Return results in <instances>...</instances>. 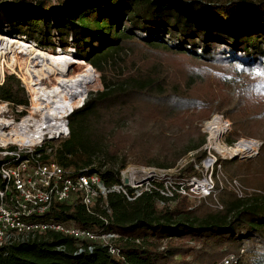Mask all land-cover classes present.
Masks as SVG:
<instances>
[{"label":"trees","instance_id":"obj_1","mask_svg":"<svg viewBox=\"0 0 264 264\" xmlns=\"http://www.w3.org/2000/svg\"><path fill=\"white\" fill-rule=\"evenodd\" d=\"M0 5L11 24L9 34L53 53L58 42L88 57L105 45L121 50L126 35L145 45L148 77L138 85L121 81L91 91L68 115L70 135L48 140L43 159L75 173L98 172L110 184L130 162L174 167L202 147L205 134L197 121L218 110L232 121L229 142L263 141L256 160L264 162V0H0ZM55 56L75 61L63 51ZM76 59L89 77L77 72L63 81L71 99L87 84L89 91L107 78L97 59ZM238 76L244 79L241 86L228 95L223 90ZM0 99L29 104L14 74L0 85ZM203 155L200 149L196 158ZM194 173L189 162L177 177ZM226 192L218 194L222 208L205 200L194 206L186 196L169 198L156 190L132 201L110 193L97 200L93 212L79 201L58 202L47 219L116 232L120 238L113 246L119 253L98 244L91 253L75 254L74 239L48 231L0 247V264H210L224 244L240 250L250 239L261 246L250 264H264V193L239 197L229 191L231 197Z\"/></svg>","mask_w":264,"mask_h":264},{"label":"built area","instance_id":"obj_2","mask_svg":"<svg viewBox=\"0 0 264 264\" xmlns=\"http://www.w3.org/2000/svg\"><path fill=\"white\" fill-rule=\"evenodd\" d=\"M35 44V43H34ZM36 45V44H35ZM18 71H22L17 67ZM16 74L30 93L27 114L19 122L10 114L12 110L23 108L0 99V247L23 240L29 235L55 231L71 237L75 241V254L93 252L98 244L109 246L111 253L118 254L113 241L120 238L116 232H96L70 223L47 219L46 215L53 205L64 201H79L89 212L100 198L110 193H118L132 201L144 192L156 190L165 197L186 196L207 200L212 196L216 206H223L218 201L221 190H230L239 197L246 195L245 188L237 178H229L223 171L221 158L247 160L260 154L263 141L242 137L234 142L227 140L232 130V121L222 112H214L201 123L205 142L200 149L204 155L197 159L190 151L182 157L176 166L163 168L151 165H127L120 171V180L108 183L100 173H75L56 160L43 159L44 147L49 140H58L70 135L67 110L64 116L56 115L52 130L43 129L42 138L30 144L15 142L19 132L33 133L36 121L34 113L33 91L17 71ZM1 76V75H0ZM5 81V74L0 77V85ZM69 109V108H68ZM23 111V110H22ZM21 111V112H22ZM25 119L28 125L18 127ZM43 118L41 117V120ZM51 151V148H47ZM189 162L194 163L196 173L189 177H175ZM163 204V203H162ZM246 250L230 253L217 264H237Z\"/></svg>","mask_w":264,"mask_h":264},{"label":"rangeland","instance_id":"obj_3","mask_svg":"<svg viewBox=\"0 0 264 264\" xmlns=\"http://www.w3.org/2000/svg\"><path fill=\"white\" fill-rule=\"evenodd\" d=\"M207 13H204V15L206 16ZM7 12L4 9L3 6L0 5V28L3 27V29L5 30V32H0L2 34H6L12 37H18V36H13L11 34H9L11 32V24L9 21V18L7 17ZM14 28V27H13ZM2 29V30H3ZM8 32V33H7ZM13 32V29H12ZM27 41V40H26ZM73 44H70L69 46H72ZM123 47L121 50H116L113 48H109L107 47L108 45L103 46L102 48L98 49V52H96L95 54H91L90 57H88L87 55H81L78 53H81L79 51V49H77L74 45V49L72 47H70L68 50L67 49H63L62 47H60V44L58 42V45L56 46V53H53L51 51H48L52 54H59V51H63V52H67V53H71L78 58L81 59H85V60H91V59H97L98 61H100L102 63L104 72L107 76L106 78V83L104 82V84L102 86H100L99 84L95 87H91L88 91V87L89 85L87 84V87L85 89V91L82 94H79L78 96H69L70 98V103L68 106H70V108L68 110H72L75 108L80 107L85 98L87 97V95H89V93L91 91H97V90H104L106 88V86H111L116 82H121V81H128L133 83L134 85H138V82L141 80H145L148 77V72L145 70L144 66H143V51L145 49V45L144 43L135 37L132 36H128L126 35L125 37H123L122 39V44ZM46 50V49H45ZM57 57V56H56ZM58 58V62L60 63V69L62 74L54 77V79H48L47 80V87H52L54 85H56L57 87H59L64 93H65V88L67 89V86L65 84V80H69L71 78H75L77 72H82L85 74H87V76L89 77L88 73L83 70L84 68L82 64H79V60H75V63H71L70 60L64 59V58ZM6 60L5 61V66H4V71L2 70V60L0 59V75L2 76L3 73L5 74V78L7 74H11L10 72H8L7 70L14 72V71H18L17 67L22 71L20 74L22 76V78L24 79L23 75H24V71L19 67V66H9L10 63V56L7 55L6 56ZM87 64H90L88 61H86ZM8 64V65H7ZM85 65V64H84ZM14 67V68H13ZM94 68V67H93ZM96 74H97V78H99L100 80V74L99 72L94 68ZM14 74V73H12ZM17 78H19L16 74H14ZM0 76V77H1ZM238 82L236 80H233V78L230 79V83L225 87V89L223 90L224 92H226L228 95L231 96H235L236 94V89L238 86H241L242 81L244 80L242 76H238ZM20 81L22 82V80L20 79ZM26 81V80H25ZM101 81V80H100ZM29 85V87L31 88V90L33 91V100H34V105L37 104L38 102H36L37 98H36V91H37V87L34 86L33 84L29 83L28 81H26ZM87 82H89V78L87 79ZM25 87V85H24ZM26 89V87H25ZM27 91V95L30 101V93ZM36 99V100H35ZM218 103V100L215 102V104ZM27 106V105H26ZM26 106H24L23 108H19V112L18 110H11L10 114L16 119V122H19L20 118H22L24 116V114H27L26 112ZM67 106V107H68ZM23 110V111H22ZM23 112L21 115H19L20 112ZM214 112H220L218 110H212L210 112V114H208L207 116L200 118L197 121L198 126L201 129V123L203 122V120L209 118ZM38 119H41V117L39 116H35ZM233 130V127H232ZM231 130V131H232ZM202 131V129H201ZM230 131V132H231ZM187 155V154H186ZM258 158L254 157V158H250L247 160H236V159H230V158H221L220 162L223 166V171L225 173V175L229 178L231 177H236L237 179H239V181L242 183V185L244 186V190L246 192V195H253L256 193H264V162H260V160H256ZM249 163H251L252 165H250L248 171L246 172H241L239 171L237 174L234 173V171L236 170V168H239L240 166H244L246 168V165H248ZM128 165H147L144 163H138V162H130ZM151 166H156V165H151ZM158 167V166H157ZM174 178L178 176V174H173ZM228 192H226L225 195L227 196H231V197H235L233 195V191L229 192L230 190H226ZM220 193V192H219ZM218 193V194H219ZM245 195V196H246ZM218 197V201L220 202L221 205H223L222 200L220 201L219 199V195H217ZM213 198V197H212ZM214 199V198H213ZM203 199H199L197 197H188V201L190 204L196 206L198 204H200ZM207 201L211 206H214L215 204V200H210L209 198H207ZM220 208V207H218ZM244 248L246 250L245 254L242 255L241 257V262L243 264H250L252 259L256 256L255 252L259 251L261 246L260 244H258V242L254 239H250V240H245L244 244L241 246V249ZM254 248V251H253ZM221 249L223 250L221 254H218L217 256H214L211 260L210 264H217L220 263L221 260L227 256L230 253H240L241 249L239 250V246H234V245H230V244H224ZM252 249V250H251ZM261 251V250H260Z\"/></svg>","mask_w":264,"mask_h":264},{"label":"bare ground","instance_id":"obj_4","mask_svg":"<svg viewBox=\"0 0 264 264\" xmlns=\"http://www.w3.org/2000/svg\"><path fill=\"white\" fill-rule=\"evenodd\" d=\"M7 55L10 56L9 66H19L24 71V80L37 87V100H35L38 103L34 105L33 112L40 114L43 118L36 121V131L33 133L16 130L17 133L11 138L13 141L22 144L34 143L42 138L43 129L52 130L54 128L56 115L64 116L70 108L68 106L70 98L66 93L56 85L52 87L46 85L48 79H54V77L62 74L60 73V63L54 54L36 46L33 42L0 33V59L3 63V71ZM28 124V119H25L18 124V127Z\"/></svg>","mask_w":264,"mask_h":264}]
</instances>
